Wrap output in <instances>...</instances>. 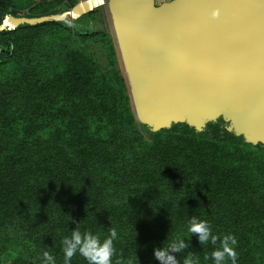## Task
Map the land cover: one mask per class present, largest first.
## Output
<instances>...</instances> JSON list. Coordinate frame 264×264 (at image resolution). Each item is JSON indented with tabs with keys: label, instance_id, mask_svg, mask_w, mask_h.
I'll list each match as a JSON object with an SVG mask.
<instances>
[{
	"label": "trees",
	"instance_id": "16d2710c",
	"mask_svg": "<svg viewBox=\"0 0 264 264\" xmlns=\"http://www.w3.org/2000/svg\"><path fill=\"white\" fill-rule=\"evenodd\" d=\"M8 15L0 9V24ZM48 28L106 36L56 21L0 33V263L41 264L48 251L64 264L61 240L80 221L101 241L115 228L113 260L123 264H160L153 248L177 236L191 240L183 255L212 264L219 239L201 246L186 231L198 215L218 238L235 235L237 264H264V146L222 118L202 132L186 123L151 132L118 70L79 53L62 71H38L26 51ZM20 30L31 33L28 46L13 37ZM71 264L87 262L77 253Z\"/></svg>",
	"mask_w": 264,
	"mask_h": 264
},
{
	"label": "water",
	"instance_id": "95a60500",
	"mask_svg": "<svg viewBox=\"0 0 264 264\" xmlns=\"http://www.w3.org/2000/svg\"><path fill=\"white\" fill-rule=\"evenodd\" d=\"M107 7L137 121L157 133L186 123L264 146V0H82L70 11L6 17L0 33L71 22Z\"/></svg>",
	"mask_w": 264,
	"mask_h": 264
},
{
	"label": "rangeland",
	"instance_id": "374dc122",
	"mask_svg": "<svg viewBox=\"0 0 264 264\" xmlns=\"http://www.w3.org/2000/svg\"><path fill=\"white\" fill-rule=\"evenodd\" d=\"M3 1L0 0V9L8 13V17H11V13L17 12L21 16L36 18L45 15L62 14L74 7V5L70 4L71 0H47L46 2L42 0H8L4 3ZM75 1L78 4L82 0ZM156 2L159 5L163 2H168V0H156ZM68 20L82 25H93L94 30L101 29L105 32L106 36L103 40H99L98 38L86 39L80 38L76 30L66 33L59 28H48L30 46H28L32 37L30 32L20 30L13 37L18 44L28 46L26 52H29L31 56L30 62L37 63L38 71L46 72L43 70H46L48 67H50L51 74L55 71H62L66 68V63H71L74 60L75 53H79L91 58L97 65V69L99 68L106 73L118 70L117 75L125 78L130 92L107 7L93 11L88 15L70 17ZM148 129L151 131L150 128ZM17 255L16 252L11 257L14 258ZM2 259L3 262L0 264H7L5 258Z\"/></svg>",
	"mask_w": 264,
	"mask_h": 264
},
{
	"label": "clouds",
	"instance_id": "9594fccd",
	"mask_svg": "<svg viewBox=\"0 0 264 264\" xmlns=\"http://www.w3.org/2000/svg\"><path fill=\"white\" fill-rule=\"evenodd\" d=\"M79 224L80 221L76 222V227L72 230L70 237L65 236L61 240L64 264H71L72 257L77 253L86 260L87 264H123L120 258L113 260L114 241L118 236L115 228H108L107 237L101 241L98 235L89 231L81 233ZM186 231L191 234V237L195 235L201 246L207 243L216 245L219 239V247L211 252L212 264H229V262L237 264L238 241L235 235L226 234L218 238L212 234L208 222L200 219L198 215L189 217ZM165 241L160 247L153 248V257L160 264H199L195 253L188 252L187 255H183L185 250L191 246V240L177 236L166 244ZM176 254H181V258L178 259ZM205 259L209 257L206 255ZM41 264H55V259L48 251H44ZM128 264H131V261H128Z\"/></svg>",
	"mask_w": 264,
	"mask_h": 264
},
{
	"label": "crops",
	"instance_id": "0c3cea01",
	"mask_svg": "<svg viewBox=\"0 0 264 264\" xmlns=\"http://www.w3.org/2000/svg\"><path fill=\"white\" fill-rule=\"evenodd\" d=\"M168 1H170V0H168Z\"/></svg>",
	"mask_w": 264,
	"mask_h": 264
},
{
	"label": "flooded vegetation",
	"instance_id": "af4514ba",
	"mask_svg": "<svg viewBox=\"0 0 264 264\" xmlns=\"http://www.w3.org/2000/svg\"><path fill=\"white\" fill-rule=\"evenodd\" d=\"M171 1V0H170Z\"/></svg>",
	"mask_w": 264,
	"mask_h": 264
}]
</instances>
